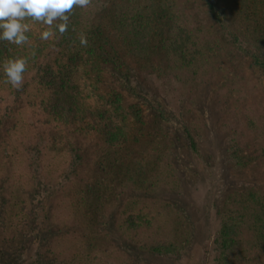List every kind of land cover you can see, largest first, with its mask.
Segmentation results:
<instances>
[{"label":"trees","instance_id":"1","mask_svg":"<svg viewBox=\"0 0 264 264\" xmlns=\"http://www.w3.org/2000/svg\"><path fill=\"white\" fill-rule=\"evenodd\" d=\"M107 1L106 6L101 0H92L90 7L76 8L70 15L68 30L60 35L54 29L56 35L50 40L40 38L46 26L31 20L25 21L31 25L26 33L28 43L15 45L0 40V82L6 80L5 60L27 59L24 76H31L36 82L40 95L37 106L46 122H55L52 130L59 131L61 144L58 149L50 147L49 152L61 155L68 150L74 161L70 164L62 157L54 165L46 164L47 158L41 155L46 149L43 142L48 140L52 145L57 141L55 135L46 131L40 142L23 145L26 159L34 151V163L47 180L68 174L78 177L66 196L72 214L64 223L68 230L39 245L50 258L48 263L108 264L106 259H113V255L104 231V211L112 206L117 229L140 249L166 254L179 251L187 243L188 226L181 216L169 213L170 210L167 218L156 216L168 207L153 192L173 188L177 182L166 151L167 134L162 121L158 116L147 119L139 116L140 112L136 115L133 111H119L105 95L109 90L102 91L100 84L108 74L128 76L133 64L150 65L155 56L181 69L192 66L201 54L199 38L187 19L176 17L177 10L168 11L174 14L167 17L170 23L166 29L163 27L165 22L158 12H166L163 4L168 9L178 6L176 0ZM230 2L234 22L264 51V0ZM81 36L87 38V46L81 45ZM263 51L254 55L255 64H264ZM82 63L89 64L95 74L81 75L78 66ZM80 131L102 142L93 163L95 172L92 166L88 171L83 152L74 144ZM181 136L189 152L197 154V141L187 126L182 127ZM236 148L233 145V152L229 153L232 161L239 157ZM235 164L237 173L243 175L245 163ZM99 173L109 174L105 182ZM33 180L17 177L11 193L27 188ZM125 182L130 190L138 192L128 202L118 197ZM24 196L10 198L3 227L8 223L20 232L32 222L20 215L27 208ZM220 215L214 264H264V193L253 187L229 193ZM123 255L120 254V264H133Z\"/></svg>","mask_w":264,"mask_h":264},{"label":"rangeland","instance_id":"2","mask_svg":"<svg viewBox=\"0 0 264 264\" xmlns=\"http://www.w3.org/2000/svg\"><path fill=\"white\" fill-rule=\"evenodd\" d=\"M176 3L178 6L171 9L163 4L166 12L158 13L165 29L170 23L167 17L174 14L169 10H177L176 17L187 19L192 25L201 51L195 64L181 69L155 56L150 65L133 64L126 77L106 75L100 87L104 92L109 90L105 95L119 111H133L136 115L140 112L139 116L147 119L158 116L162 121L167 134L166 151L177 182L173 188L153 192L168 207L156 216L167 218L168 210L181 216L188 226L187 243L179 251L166 254L140 249L117 229L116 210L112 206L104 211V231L113 255V259H106L108 264H120L121 253L133 264H214L224 198L249 187L264 193V64L253 61L263 48L254 44L245 34L247 31L234 22L230 0ZM101 4L106 6L108 1L101 0ZM78 70L84 76L95 74L86 63L79 65ZM39 97L31 76H24L19 90L0 82V264H61L48 263L50 258L39 245L68 230L64 223L72 214L66 196L78 177L68 174L47 180L44 171L34 163L37 154L30 151L32 157L26 159L23 145L40 142L46 131L57 137L52 145L48 140L43 142L46 149L41 155L47 158L46 164L54 165L62 157L67 163L74 161L68 150L61 155L49 152L50 147L58 149L61 144L59 131L52 130L53 120L45 121L46 116L37 106ZM183 126L195 137L197 154L186 148L181 136ZM77 134L74 144L83 152L88 171L92 166L95 172L93 163L102 142L83 131ZM44 138L48 139L47 135ZM233 145H237L239 155L235 161L229 156ZM235 163H245L243 175L237 173ZM99 176L105 182L109 174ZM17 177L34 180L27 188L11 193ZM127 184L118 194L124 201L138 195ZM17 194H25L27 201V208L20 215L32 221L20 232L8 223L2 226L10 198Z\"/></svg>","mask_w":264,"mask_h":264},{"label":"clouds","instance_id":"3","mask_svg":"<svg viewBox=\"0 0 264 264\" xmlns=\"http://www.w3.org/2000/svg\"><path fill=\"white\" fill-rule=\"evenodd\" d=\"M91 5L92 0H0V40L15 45L28 43L26 33L31 30V25L25 22L28 20L46 26L47 30L40 32V38L50 40L56 35L54 29L60 35L68 30L70 15L76 8L86 9ZM80 43L87 46V38L81 36ZM26 67L25 58L5 60V83L19 90L24 83Z\"/></svg>","mask_w":264,"mask_h":264}]
</instances>
